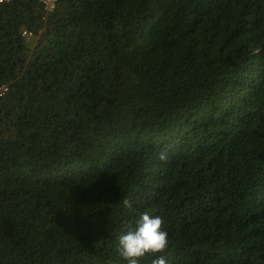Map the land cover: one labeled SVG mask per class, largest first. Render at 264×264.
I'll use <instances>...</instances> for the list:
<instances>
[{
	"label": "trees",
	"instance_id": "1",
	"mask_svg": "<svg viewBox=\"0 0 264 264\" xmlns=\"http://www.w3.org/2000/svg\"><path fill=\"white\" fill-rule=\"evenodd\" d=\"M5 84L0 264H264V0H0Z\"/></svg>",
	"mask_w": 264,
	"mask_h": 264
},
{
	"label": "clouds",
	"instance_id": "2",
	"mask_svg": "<svg viewBox=\"0 0 264 264\" xmlns=\"http://www.w3.org/2000/svg\"><path fill=\"white\" fill-rule=\"evenodd\" d=\"M158 159L167 161V152H160ZM130 207L128 200L123 201ZM164 220L160 216L150 215L149 212L140 214L134 228H129L118 238V253L127 264H139L146 256H154L151 264H167L163 255L169 246L168 233L163 228Z\"/></svg>",
	"mask_w": 264,
	"mask_h": 264
},
{
	"label": "built area",
	"instance_id": "3",
	"mask_svg": "<svg viewBox=\"0 0 264 264\" xmlns=\"http://www.w3.org/2000/svg\"><path fill=\"white\" fill-rule=\"evenodd\" d=\"M16 0H1V2H14ZM37 3L41 4L45 10L48 12V13H52L54 11H56V9L58 8L59 6V3H60V0H35ZM25 35H33V33H30L28 31H26L24 33ZM9 85L5 84V85H2L0 87V98L2 96H4L5 94H7V92L9 91Z\"/></svg>",
	"mask_w": 264,
	"mask_h": 264
}]
</instances>
